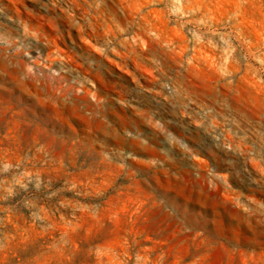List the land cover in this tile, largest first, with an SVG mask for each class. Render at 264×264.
<instances>
[{"label":"rangeland","instance_id":"rangeland-1","mask_svg":"<svg viewBox=\"0 0 264 264\" xmlns=\"http://www.w3.org/2000/svg\"><path fill=\"white\" fill-rule=\"evenodd\" d=\"M0 264H264V0H0Z\"/></svg>","mask_w":264,"mask_h":264},{"label":"clouds","instance_id":"clouds-1","mask_svg":"<svg viewBox=\"0 0 264 264\" xmlns=\"http://www.w3.org/2000/svg\"><path fill=\"white\" fill-rule=\"evenodd\" d=\"M29 71H31V69H29Z\"/></svg>","mask_w":264,"mask_h":264}]
</instances>
